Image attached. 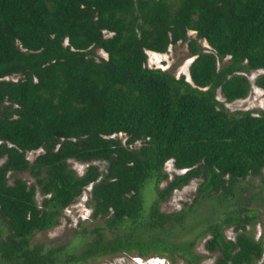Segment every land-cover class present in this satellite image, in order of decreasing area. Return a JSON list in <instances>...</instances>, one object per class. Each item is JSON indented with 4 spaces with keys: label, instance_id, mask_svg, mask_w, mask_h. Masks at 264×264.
<instances>
[{
    "label": "trees",
    "instance_id": "trees-1",
    "mask_svg": "<svg viewBox=\"0 0 264 264\" xmlns=\"http://www.w3.org/2000/svg\"><path fill=\"white\" fill-rule=\"evenodd\" d=\"M182 41L194 55L189 81L144 65L145 50ZM258 69L253 84L264 89V0H0V264H86L116 253L199 264L194 240L171 235L186 231L201 201L233 197L239 180L264 185V108L228 112L216 98H244L251 84L242 72ZM69 159L104 167L78 174ZM167 160L182 172L168 179ZM8 172L33 181L9 183ZM192 179V202L162 211ZM89 184L95 223L78 234L80 250L31 243ZM255 216L232 208L206 224L213 264H264L262 241L246 228Z\"/></svg>",
    "mask_w": 264,
    "mask_h": 264
},
{
    "label": "rangeland",
    "instance_id": "rangeland-1",
    "mask_svg": "<svg viewBox=\"0 0 264 264\" xmlns=\"http://www.w3.org/2000/svg\"><path fill=\"white\" fill-rule=\"evenodd\" d=\"M195 38L193 31L187 32V39ZM203 51L209 50V46L203 39H196ZM95 57H105V53L101 49H95ZM146 60L144 65L149 68H160L173 74L174 76L182 75L185 80L189 81L188 65L194 58L188 51L187 42H176L175 44L168 45L165 52L154 53L153 51L145 50ZM225 60V59H224ZM218 65V64H217ZM261 70H249L242 72L247 77L251 84L250 91L244 98L234 99L230 102L224 101L218 91H216V98L220 101L223 107L232 112L235 110H251L254 114L264 108V89L258 88L253 84L254 77L260 73ZM17 75L6 76V79H16ZM118 138L122 144L126 136L121 133L112 135ZM139 141H136L131 146H138ZM41 149L28 151L25 157L30 161L36 154L40 153ZM96 164L100 170H103L104 162L95 160L91 162H80L75 159H69V166L78 174L82 173L87 164ZM164 170L168 174V179L182 170L175 169L171 160H167L164 164ZM264 174V167L261 170ZM8 182L11 183L15 177L31 183L33 180L27 172H8ZM198 179L190 180L186 185L179 189L172 191L170 196L160 204V209L165 212L175 211L180 209L184 204H189L195 194V188ZM166 180L161 181L158 186L163 187ZM91 185H87L81 194L76 197L70 204H68L61 212L59 222L54 227L35 232L30 239L31 243L40 242L44 246L66 245L72 252H78L84 245L78 239L82 227H91L95 220L90 218V208L88 206L89 190ZM145 195L147 202L153 195L152 184L147 183L145 188ZM35 199L39 203L41 196L38 192L35 193ZM245 207L253 209L256 213L253 225H247L246 228L252 231L255 238H260L262 241L264 257V185L260 182L258 176H247L239 180L234 188V196L230 199L222 200H203L196 207L195 211L189 216L186 223V231L181 233L174 232L171 237L174 239L194 240L193 250L201 255L199 264H213L215 253L209 252L204 248V241L208 235L200 234V231L206 226L207 223L218 221L225 211L232 208ZM232 226L224 228V235L227 238L233 237ZM86 264H186L182 259L176 258L170 263L167 258L157 255L148 254L144 257H139L133 253H116L103 257H98Z\"/></svg>",
    "mask_w": 264,
    "mask_h": 264
}]
</instances>
